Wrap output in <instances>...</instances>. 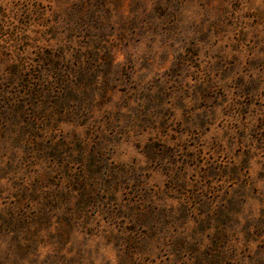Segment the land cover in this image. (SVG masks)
<instances>
[{"label":"rangeland","instance_id":"1","mask_svg":"<svg viewBox=\"0 0 264 264\" xmlns=\"http://www.w3.org/2000/svg\"><path fill=\"white\" fill-rule=\"evenodd\" d=\"M0 264H264V0H0Z\"/></svg>","mask_w":264,"mask_h":264}]
</instances>
